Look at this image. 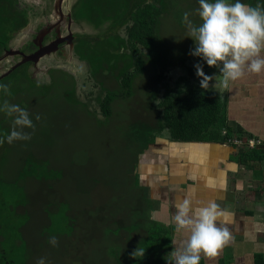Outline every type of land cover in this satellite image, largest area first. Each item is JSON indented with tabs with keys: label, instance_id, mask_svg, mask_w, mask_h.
<instances>
[{
	"label": "rangeland",
	"instance_id": "374dc122",
	"mask_svg": "<svg viewBox=\"0 0 264 264\" xmlns=\"http://www.w3.org/2000/svg\"><path fill=\"white\" fill-rule=\"evenodd\" d=\"M12 1L24 15L25 25L14 30L9 49L27 52L34 33L48 25L55 26L53 24L57 21V15L53 11L54 0ZM95 1L98 0H62L61 12L64 18L66 15L70 16V31L74 37H100L113 25L115 19L97 20L95 24L87 21ZM261 1L263 0L252 4L264 8V1ZM227 2L235 3L236 0ZM198 8V0L169 2L165 8L167 12L159 18L157 34L174 57L183 59V65L169 68L157 83L150 74V69L145 66L143 73L133 79L130 96L112 100L111 115L107 119L101 117L98 109V102L104 91L99 86H94L86 64L74 55L75 43L68 50L60 48L62 53H52L35 65L25 67L26 73L31 76L30 80L42 86L41 89L31 88V82L21 78V71H13L2 82L0 80V85H6L9 90L6 94L0 88V109L5 101L11 105H19L29 113L34 124V128L24 129L30 135V140H18L12 144L5 140L0 144V264H37L41 258L45 260V264H120V255L132 254V249L123 248L118 243L117 239L120 238L116 237L117 231L120 229L125 233L123 238L128 232H135L137 226L156 231V227L164 228L171 235V240L172 237L177 239L175 247H181L184 242L180 240L181 237L174 236L173 228L161 223L150 224L146 220L147 214L139 211L140 208L134 212L128 209L129 191L137 196L134 207L140 203L147 213L146 205L152 211L164 212L165 203L162 200L157 203L150 200L149 204L147 193L138 181L145 185L141 178L144 173L151 172L153 176V173L163 171L164 167L159 166L160 162H155L152 168L150 163L154 162L157 154L168 152V148L173 149L164 140L157 139L158 145L165 147H151L135 157L141 140L134 138L137 134H133L130 128L146 116L143 114L149 112L148 108L159 99L165 88L171 93L183 91L185 85L202 90L194 67L202 61L189 54L194 49L195 42L189 37L187 24L183 20V15L187 12L194 26L201 24ZM6 11H0L1 20L7 16ZM62 22L55 28L58 34L63 32ZM55 34L53 31L46 40H50ZM117 35L119 38L123 37L121 29L117 31ZM16 60V57H9L0 61V74ZM187 68H191L193 72L189 73ZM45 69L62 71L72 77L73 84L61 72H49L48 79ZM214 74L219 75L217 68L209 76ZM180 78H184L185 83ZM212 83L215 87L210 84L207 90L223 99L225 89L219 86V80ZM111 84L110 81L106 86L110 87ZM65 91H71L73 99L85 105L86 109L75 108L73 100L62 98L61 94ZM154 92H157L156 99L151 101V94ZM89 112L96 115V120H92ZM37 116L39 120L36 119ZM13 119L14 115L8 116L5 111L0 110V138L11 132ZM232 129L234 133L230 139H239L240 142L248 139H241L242 133L237 132L234 127ZM220 134L222 135L221 132ZM182 145L183 148L194 147L188 143ZM240 147L243 150L247 148L243 144ZM206 151L203 147L202 150L188 151L182 156L188 157L186 162L189 165L193 163L195 155L200 157ZM201 160L206 162L208 156ZM202 161L200 168L206 166ZM156 167L159 168L155 170ZM113 207L126 216L130 215L135 224L125 228L116 225L102 229L96 227L94 220L98 211L107 213ZM119 216L121 218L117 213L118 218ZM138 220H141L139 224ZM158 235L154 233L152 237ZM53 236L58 241L55 246L49 243ZM164 255L160 264H173L172 258L170 263L168 253L165 252ZM238 257L241 258L239 264H252V257L250 259L246 254ZM134 260L135 258L130 261ZM225 260L222 257V261ZM130 261L123 264H134ZM232 264L238 263L235 260Z\"/></svg>",
	"mask_w": 264,
	"mask_h": 264
},
{
	"label": "trees",
	"instance_id": "16d2710c",
	"mask_svg": "<svg viewBox=\"0 0 264 264\" xmlns=\"http://www.w3.org/2000/svg\"><path fill=\"white\" fill-rule=\"evenodd\" d=\"M179 1L98 0L94 2V8L89 11L87 16V21L90 24H95L97 20L115 19V21L100 37L85 35L75 37L73 52L78 60L86 64L89 78L93 81L94 86H99L104 91L98 102L99 114L102 118L107 119L111 115L110 103L113 99H125L130 96L132 81L136 76L143 73L145 66L150 69V74L157 83L161 75L169 68L178 64L183 65V59L179 56L174 57L175 55L173 56L170 49L162 43L157 34L159 18L167 12L165 8L169 2L178 3ZM245 2L255 7L257 5H253L252 2L257 3L260 0H245ZM120 29L123 33L121 38L117 35V31ZM198 58L202 61L201 65H203L205 74L210 75L214 68H209L202 58ZM187 71L193 72L191 68H187ZM21 73V78L31 82V88L41 89L42 86L36 85L22 70ZM62 74L73 84L71 76ZM5 78L0 79L1 82ZM179 80L185 83L184 78ZM110 81L112 82L111 86L114 85L112 88L106 86L109 85ZM61 95L62 98H68L69 101L73 100V107L86 109L85 105L73 99L71 91H65ZM156 95L157 92L151 94V101L156 99ZM225 107V101L209 90H197L193 86L187 87L185 85L183 91L171 93L165 88L159 99L148 108L149 112L143 114L146 116L142 117L141 121L139 119L138 123L130 128L133 134H137L134 138L141 140V145L134 156L137 157L145 150H149L157 139L176 144H223L231 137V128L226 124ZM89 114L94 120L96 115L93 112H89ZM236 130L240 132L238 128ZM221 131H224V135L220 134ZM162 135L163 137H161ZM262 153L263 148L260 144L254 145L253 149L242 150L239 148L236 152L235 162L242 164L247 169L255 168V164L260 161ZM246 159L250 163H247ZM135 176L134 179H136ZM260 194L264 198V185ZM127 197H129L128 209L134 212L140 208L139 211L148 215L142 208L144 207L143 204L140 205L139 203L137 206L136 203L137 207H134L137 196L128 191ZM113 208L107 213L98 211L94 220L96 227L102 229L116 225L125 228L135 224L132 223L130 215L126 216L124 212L116 211L115 207ZM145 208L149 210L147 205ZM117 213L121 215V218L120 216L117 217ZM147 215L146 220L153 224L154 222ZM140 222L141 220H138V224ZM156 228L157 231L151 228L144 230L137 226L135 232L130 231L123 238L122 235L125 233L119 229L116 237H119L125 244H122L120 239H116L120 245L124 246L123 248L132 249L133 253L139 246L145 252L144 256L137 255L134 257L133 262L130 261L133 259L132 254L120 255V262L122 264L126 261L134 264H160L163 257L162 250L171 251L169 250L172 248L171 235L164 228ZM165 231L166 233H164ZM154 233L159 234L158 237H152ZM252 263L264 264L263 255L260 253L253 254Z\"/></svg>",
	"mask_w": 264,
	"mask_h": 264
},
{
	"label": "crops",
	"instance_id": "0c3cea01",
	"mask_svg": "<svg viewBox=\"0 0 264 264\" xmlns=\"http://www.w3.org/2000/svg\"><path fill=\"white\" fill-rule=\"evenodd\" d=\"M243 3L247 4L245 0ZM261 58H264V51L261 52ZM223 100L226 106V124L231 128V134L234 133L232 127L238 128L242 133L241 139L246 137L262 145L263 153L260 155V161L255 164V168L247 169L235 162L236 152L242 145L192 143L190 145L194 147L183 148L182 144L167 142L166 144L173 149L168 148V152L161 155L154 152L157 158L150 163L152 168L158 161L161 163L159 166H163L164 170L159 172L160 175L153 173L152 176L151 172L144 173L141 178L145 185L138 181L147 193L149 204L150 200L156 203L162 200L165 203L164 212L152 211L149 206V219L155 224H166L173 228L174 236L181 237L182 243L187 240L190 233L186 229L177 231L173 217L177 206L186 200L193 208L216 203L221 209L233 214L231 219L223 222L232 234L231 241L216 258L209 259L202 255L200 264H232L235 260L239 264L241 258L238 256L245 254L250 259L257 253L264 257V198L260 194L264 185V71L258 74L246 72L242 78L230 83L225 89ZM158 143L159 141L156 140L152 147L154 149L165 147ZM203 147L207 151L200 157L195 155L194 165L193 163L188 165L186 162L188 157H183V153L199 151ZM204 156H208L206 162L201 160ZM201 161L206 164L204 168H200ZM246 161L250 163L247 159ZM198 164L199 167H197ZM157 168L159 167L155 170ZM152 213H155L154 217ZM175 240L177 239L172 237L173 250L176 249ZM165 252L166 250L163 249V256ZM222 257L226 258L224 262ZM169 260L171 263L170 256Z\"/></svg>",
	"mask_w": 264,
	"mask_h": 264
},
{
	"label": "clouds",
	"instance_id": "9594fccd",
	"mask_svg": "<svg viewBox=\"0 0 264 264\" xmlns=\"http://www.w3.org/2000/svg\"><path fill=\"white\" fill-rule=\"evenodd\" d=\"M198 16L202 21L194 26L185 12L183 20L188 27V35L195 42L194 49L189 54L200 57L209 68H217L219 75H206L203 65H195L196 75L200 78V87L209 89L210 84L219 80V86L227 89L230 82L242 78L247 73L264 71V8L260 5L252 7L236 0H198ZM8 94V87L0 85ZM8 116H13V127L9 134L0 138V144L6 140L12 144L18 140H30L25 128H34L29 113L19 105L4 102L3 108ZM39 120V116L36 118ZM155 216V213H152ZM233 214L223 210L216 203L207 206L191 207L189 201L177 206L173 217L176 230L189 231L187 240L181 247L172 250L168 255L174 264H200L201 256L214 258L231 241L232 234L224 226V221L231 219ZM49 243L55 246L56 237H50ZM144 250L139 246L133 251L132 257L144 256ZM37 264H45L43 258Z\"/></svg>",
	"mask_w": 264,
	"mask_h": 264
},
{
	"label": "flooded vegetation",
	"instance_id": "af4514ba",
	"mask_svg": "<svg viewBox=\"0 0 264 264\" xmlns=\"http://www.w3.org/2000/svg\"><path fill=\"white\" fill-rule=\"evenodd\" d=\"M62 3V1H61ZM61 3L59 7L60 11V16L58 15V8L56 6V0H54V7L53 11L57 15V21L54 22L53 25L55 26H49L40 29L36 33H34L33 37L30 40V47L27 52H22V51H17V50H10L9 49V44L11 42V36L13 35L14 30L20 29L25 25L24 22V15H22L21 11L16 7V3L12 0H0V11H6L7 16L4 19H0V61L9 58V57H16L17 60L16 62L11 65L6 71H8L12 66H14L16 63L21 61L24 56H32L35 54H39L45 51L44 48H48L51 46L53 47L52 44L55 46L51 49V52L48 54H43L42 56L38 57L37 61L35 63H32L30 61L25 62L16 68H14L10 73H12L15 70L23 71L25 75H27L30 79L31 76L26 73L25 67L27 65H35L38 61L41 59L50 56L52 53H57L61 52L62 53V47L66 48V50L70 49L69 47L74 44L75 37L72 35L70 31V16L66 15L64 18V15L61 12ZM63 19V22H62ZM62 22V33H59L56 31L55 28H58L59 23ZM53 31L56 32V34L50 39L46 40V38L51 34ZM74 53V52H73ZM5 71V72H6ZM61 72L56 69H45L44 73L48 76L49 72ZM5 72L1 73L4 74ZM9 73V74H10ZM8 74V75H9ZM7 76V75H6ZM5 76V77H6ZM4 78V77H3ZM2 79V78H1ZM49 79V76H48Z\"/></svg>",
	"mask_w": 264,
	"mask_h": 264
},
{
	"label": "water",
	"instance_id": "95a60500",
	"mask_svg": "<svg viewBox=\"0 0 264 264\" xmlns=\"http://www.w3.org/2000/svg\"><path fill=\"white\" fill-rule=\"evenodd\" d=\"M61 1L62 0H56V6H57V8H58V15L60 16V11H59V7H60V3H61ZM52 46L54 47L55 46V44L53 45L52 44ZM52 47V48H53ZM50 49H48V48H44L45 49V51L44 52H42V53H39V54H35V55H32V56H24L23 57V59L21 60V61H19L18 63H16L14 66H12L8 71H6L4 74H2L1 76H0V79L1 78H3V77H5L6 75H8L14 68H16L17 66H19V65H21V64H23V63H25V62H28V61H30V62H32V63H35L36 61H37V59H38V57H40V56H42L43 54H48L49 52H51V46L49 47Z\"/></svg>",
	"mask_w": 264,
	"mask_h": 264
},
{
	"label": "built area",
	"instance_id": "2783aa9c",
	"mask_svg": "<svg viewBox=\"0 0 264 264\" xmlns=\"http://www.w3.org/2000/svg\"><path fill=\"white\" fill-rule=\"evenodd\" d=\"M221 133H222V135H224V131H221ZM233 144V145H235V146H240V145H245V146H247L248 148H251V147H253L254 145H256V144H259V142L258 141H256V140H253V139H245L244 141H242V142H240V140L239 139H228V140H226L224 143H223V145L224 144Z\"/></svg>",
	"mask_w": 264,
	"mask_h": 264
}]
</instances>
